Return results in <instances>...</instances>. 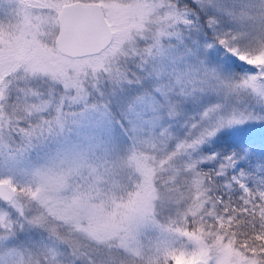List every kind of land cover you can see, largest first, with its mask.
I'll return each instance as SVG.
<instances>
[{"label": "snow or ice", "instance_id": "6c2138e0", "mask_svg": "<svg viewBox=\"0 0 264 264\" xmlns=\"http://www.w3.org/2000/svg\"><path fill=\"white\" fill-rule=\"evenodd\" d=\"M157 56L174 75L145 88ZM205 58L256 72L221 85ZM205 84L261 100L219 121L237 150L200 167L180 155L218 128L171 149L144 133ZM88 115L111 138L104 155L25 165L34 140ZM251 117H264V0H0V264H264ZM117 128L132 134L123 156Z\"/></svg>", "mask_w": 264, "mask_h": 264}, {"label": "rangeland", "instance_id": "374dc122", "mask_svg": "<svg viewBox=\"0 0 264 264\" xmlns=\"http://www.w3.org/2000/svg\"><path fill=\"white\" fill-rule=\"evenodd\" d=\"M209 51H211V49H209ZM166 59L168 62L164 66ZM205 64L207 65V63ZM220 65L221 63L215 61L211 63V66L215 71L219 69ZM174 67L175 66L171 64L169 57H154L153 62L149 65L148 70L140 75V80L142 83H160L161 79L168 80L170 78L169 74L174 75ZM222 69L225 71L224 76L233 80L231 83H237L238 81H241L256 72V69H254L252 66L239 61H235L232 67H226L223 64ZM214 70H212L213 73ZM219 84L224 85L223 83ZM150 85H152V83H150ZM206 85L207 84H205L203 87H200L194 93L189 94L187 98H183V108H177V110L172 109V115H169L166 110L162 109L161 115L156 124L151 129H146L144 134L153 138L162 137L167 141V145L169 147L172 142V137L170 135V124L177 117L184 120L187 119V111L191 112L192 116H190V119H193L200 109H206L208 103L207 96L205 95ZM139 86L140 85L138 84L137 87ZM218 93H220V95ZM162 95L165 96L164 93H162ZM208 95L209 110L211 109L209 112L214 119V123L217 125H219V121L222 118L226 120L228 117H230V112L233 109H235L239 118V114H242L246 107L255 105L257 108H259V102L261 100V97L257 93L251 92V90L240 92V97L238 98L239 101L237 104L234 102V100L236 101L235 93H229V100L231 103L224 99L225 91L223 89L216 90L215 88L210 87ZM198 103H201L202 107L197 106ZM197 120H199V122H193L194 126L196 127L190 128L195 132L200 130L207 131L216 128L219 130L215 131L214 135L205 137L204 142L198 145L195 150L182 153L180 155V161L181 163L196 161L200 167H203L205 162L213 163V161L209 159L211 153L215 152L222 157L229 154L228 148H235L233 146L232 140L233 128L228 126L214 127L211 123V119L207 116H204L203 119ZM251 120L252 122H255L256 120H264V117H251ZM201 121H203L202 124H200ZM200 126H202V128L198 129ZM241 126L242 125H235L233 127ZM116 132L120 139L119 155H126L128 149L132 146V141L128 139V137L132 134L127 130L122 132L119 128H117ZM198 138L200 137L196 136L193 139ZM110 139L111 138L97 124V120L94 115L80 117L75 119V121L72 118H69L62 130L56 129L52 133H45L43 137L34 140L32 146L28 148L23 154V160L26 166L33 167L47 164L54 159H60L65 156H71L78 153L88 156L89 159H96L97 157L104 155L106 149H109ZM180 142L182 141L178 140L176 141V144ZM6 174H8L6 169L0 168V175ZM255 179L258 178L249 177V182L252 183L253 187L255 186V183L253 182ZM157 234V231L153 228H147L142 233L146 243L153 239V237H155Z\"/></svg>", "mask_w": 264, "mask_h": 264}]
</instances>
